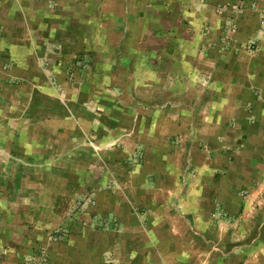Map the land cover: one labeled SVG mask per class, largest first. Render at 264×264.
<instances>
[{
	"label": "crops",
	"instance_id": "1",
	"mask_svg": "<svg viewBox=\"0 0 264 264\" xmlns=\"http://www.w3.org/2000/svg\"><path fill=\"white\" fill-rule=\"evenodd\" d=\"M262 11L0 0V264H264Z\"/></svg>",
	"mask_w": 264,
	"mask_h": 264
},
{
	"label": "built area",
	"instance_id": "2",
	"mask_svg": "<svg viewBox=\"0 0 264 264\" xmlns=\"http://www.w3.org/2000/svg\"><path fill=\"white\" fill-rule=\"evenodd\" d=\"M248 7L252 8V9H255V4L249 3ZM258 29H259L260 32H264V13H263V11L260 12V16H259V19H258Z\"/></svg>",
	"mask_w": 264,
	"mask_h": 264
}]
</instances>
